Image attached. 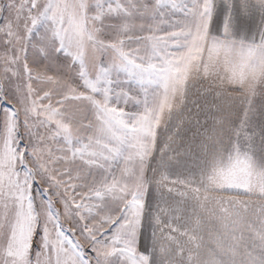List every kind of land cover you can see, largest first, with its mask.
<instances>
[{
    "label": "snow or ice",
    "instance_id": "1",
    "mask_svg": "<svg viewBox=\"0 0 264 264\" xmlns=\"http://www.w3.org/2000/svg\"><path fill=\"white\" fill-rule=\"evenodd\" d=\"M0 264H264V0H0Z\"/></svg>",
    "mask_w": 264,
    "mask_h": 264
}]
</instances>
